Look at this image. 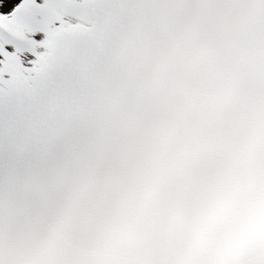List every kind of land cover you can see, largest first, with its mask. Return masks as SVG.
I'll list each match as a JSON object with an SVG mask.
<instances>
[{
	"label": "snow or ice",
	"instance_id": "6c2138e0",
	"mask_svg": "<svg viewBox=\"0 0 264 264\" xmlns=\"http://www.w3.org/2000/svg\"><path fill=\"white\" fill-rule=\"evenodd\" d=\"M0 264H264V0H0Z\"/></svg>",
	"mask_w": 264,
	"mask_h": 264
}]
</instances>
